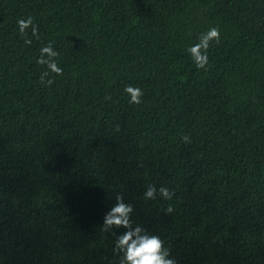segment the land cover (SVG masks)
Segmentation results:
<instances>
[{
    "label": "trees",
    "instance_id": "16d2710c",
    "mask_svg": "<svg viewBox=\"0 0 264 264\" xmlns=\"http://www.w3.org/2000/svg\"><path fill=\"white\" fill-rule=\"evenodd\" d=\"M117 197L176 264H264V0H0V264H120Z\"/></svg>",
    "mask_w": 264,
    "mask_h": 264
},
{
    "label": "clouds",
    "instance_id": "9594fccd",
    "mask_svg": "<svg viewBox=\"0 0 264 264\" xmlns=\"http://www.w3.org/2000/svg\"><path fill=\"white\" fill-rule=\"evenodd\" d=\"M29 21L31 18H28ZM19 25V30L22 31V25L24 20L17 21ZM203 40L199 39V42L190 46L187 51L190 52L194 61H199L196 66L203 67L207 61V53L199 52L198 49H207L208 39H214L219 37V33L215 27L209 28L206 33L203 34ZM26 43L28 41H25ZM48 53L51 56H55L54 52H51L48 46H44L40 49V53ZM38 63H44L47 65L48 70L60 73L61 69L57 66L55 60L50 62H45L42 60L41 56L38 58ZM47 72H44L40 76V80L44 81V76ZM50 82V81H49ZM125 91L130 94V102L139 103V97L141 96V90L139 88H133L127 86ZM157 190L154 187H149L145 192L144 196L148 198H153ZM159 194L163 198L171 199V193L166 187L161 186L159 189ZM171 211L169 207L166 209ZM132 211V205L122 202L120 197L116 198V202L109 208L105 213L103 218V224L105 227L116 226L118 228H123L124 231L120 232L115 241V249L122 254L123 259L120 264H176L174 258H165L168 254V249L162 247V240L157 235H150L147 232L142 233V229L139 225L136 227H130L129 213Z\"/></svg>",
    "mask_w": 264,
    "mask_h": 264
}]
</instances>
